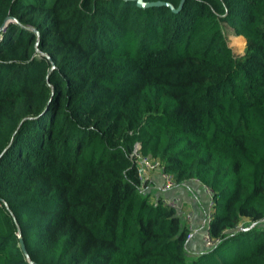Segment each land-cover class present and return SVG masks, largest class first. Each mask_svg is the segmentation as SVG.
Here are the masks:
<instances>
[{
	"label": "trees",
	"instance_id": "obj_1",
	"mask_svg": "<svg viewBox=\"0 0 264 264\" xmlns=\"http://www.w3.org/2000/svg\"><path fill=\"white\" fill-rule=\"evenodd\" d=\"M6 18L0 264H29L19 237L37 264H264V0H0ZM137 147L210 192L208 249Z\"/></svg>",
	"mask_w": 264,
	"mask_h": 264
},
{
	"label": "crops",
	"instance_id": "obj_2",
	"mask_svg": "<svg viewBox=\"0 0 264 264\" xmlns=\"http://www.w3.org/2000/svg\"><path fill=\"white\" fill-rule=\"evenodd\" d=\"M144 176H147L150 191L154 196L161 198L163 201L178 200L177 209L184 223L192 231L188 251L195 253L207 249L210 244H208L204 234L211 207L210 192L195 181L187 182L185 185L166 191L162 189L163 181L160 178V172H147Z\"/></svg>",
	"mask_w": 264,
	"mask_h": 264
},
{
	"label": "built area",
	"instance_id": "obj_3",
	"mask_svg": "<svg viewBox=\"0 0 264 264\" xmlns=\"http://www.w3.org/2000/svg\"><path fill=\"white\" fill-rule=\"evenodd\" d=\"M138 147L135 148V155L137 158V165H138V171L141 174V176H144L147 172H152L158 169V164L156 162H152L150 159L146 157H141L138 154H136ZM161 178L163 181L162 189L163 190H169L174 187L173 180L168 174L161 173ZM166 205H168L171 208H176L178 207V200L173 199L170 201H164ZM209 217V216H208ZM191 237V236H189ZM206 240L208 244H210V241L208 239V236H206Z\"/></svg>",
	"mask_w": 264,
	"mask_h": 264
},
{
	"label": "water",
	"instance_id": "obj_4",
	"mask_svg": "<svg viewBox=\"0 0 264 264\" xmlns=\"http://www.w3.org/2000/svg\"><path fill=\"white\" fill-rule=\"evenodd\" d=\"M123 1L135 2L137 7L142 8V9L151 8V7L165 6V7L170 8L172 11L177 12L182 7V5H183L185 0H180L177 9H174V7L171 4H168V3H165V2H160V1H157V2H144L143 0H123ZM10 21H11L10 18H6L3 26H1V28H0V31L6 25V23H8ZM53 67H54V65L52 64V68ZM19 244H20V248H21L22 252L24 253V255L26 257V260L29 262V264H37V263L31 262V260L29 258V255H28V253H27V251L25 249L24 243H23V241H22V239L20 237H19Z\"/></svg>",
	"mask_w": 264,
	"mask_h": 264
},
{
	"label": "rangeland",
	"instance_id": "obj_5",
	"mask_svg": "<svg viewBox=\"0 0 264 264\" xmlns=\"http://www.w3.org/2000/svg\"><path fill=\"white\" fill-rule=\"evenodd\" d=\"M230 47L237 53V54H242L244 47H245V40L244 38H235V37H230ZM208 249V247H207Z\"/></svg>",
	"mask_w": 264,
	"mask_h": 264
}]
</instances>
